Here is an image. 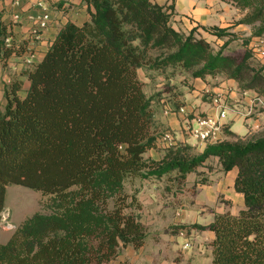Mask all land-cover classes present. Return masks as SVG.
I'll list each match as a JSON object with an SVG mask.
<instances>
[{"label": "trees", "instance_id": "obj_1", "mask_svg": "<svg viewBox=\"0 0 264 264\" xmlns=\"http://www.w3.org/2000/svg\"><path fill=\"white\" fill-rule=\"evenodd\" d=\"M228 1L249 11L239 24L254 29L240 56L224 52L231 38L216 51L196 29L177 31L172 6L82 0L90 19L64 24L42 60L4 86L0 222L10 185L51 199L49 212H36L0 243V264H129L119 258L125 249L146 244L148 227L138 192L126 189L128 181L153 177L184 186L210 158L225 173L237 170L234 189L243 207L236 214H216L208 225L176 229L212 231V264H264V131L240 137L224 126L222 138L206 143L200 154L179 142L164 148L160 160L146 157L158 148L163 131L158 133L155 98L146 94L139 69L230 79L242 93L264 98V65L255 61L251 46L252 38L264 36V0ZM211 31L218 38L231 35L228 28ZM8 35L9 26L1 23L4 64L26 51V42L6 46ZM183 106L174 103L170 111Z\"/></svg>", "mask_w": 264, "mask_h": 264}, {"label": "rangeland", "instance_id": "obj_2", "mask_svg": "<svg viewBox=\"0 0 264 264\" xmlns=\"http://www.w3.org/2000/svg\"><path fill=\"white\" fill-rule=\"evenodd\" d=\"M221 1L230 5L229 25L224 28H228L231 35L218 38L211 31L216 26L202 27L201 31L197 30L198 27L193 29H196L197 37L205 38L216 51L221 49L225 42L231 38L232 41L224 49V52L240 56L245 50L244 40L250 38L254 32L251 25L239 24L241 20L245 19L249 11L241 9L231 1ZM172 23L174 22L171 21ZM180 32L189 34V32H184L183 28L180 29ZM261 39L264 40V36L262 38H254L251 46L256 45ZM254 58L257 63L264 65V58L257 54ZM138 75L144 84L146 94L155 98L153 108L158 123V133L169 130L178 142L190 140L191 143H195L194 140L196 139L191 137L184 126L183 120L178 131L182 136L178 137L176 131L168 126L165 110H172L174 103L182 102L188 114H192L193 117L211 115L202 113L200 109H192V104L197 101L194 96L198 92L197 87H200V84H195V79L189 75H184L180 72L173 73V69L170 68L165 71H158L145 67L139 69ZM211 78L213 80L207 84H210L211 87L218 86L216 78ZM202 103L208 104L210 101L202 97ZM226 105L229 109L227 119L233 116L241 120L243 124L252 121L254 125L249 131L252 135L264 131V122L256 123L255 120V115L264 113V110L258 109L255 115L245 117L243 112L249 103L247 105L236 104L231 99H226ZM236 109H240L242 112L240 111V114H237L234 112ZM181 116L184 119V115ZM226 120L223 121L224 126ZM262 126L263 128L261 129ZM191 143L186 144L190 145ZM190 146L193 147L191 154L201 153L199 149L201 145L191 144ZM164 148L167 147L159 141L158 148L150 150L146 157L160 160L163 157ZM171 176H175V174ZM232 179L233 174L223 172L218 159L210 158L196 172L189 174L184 186L170 182L167 179H156L153 177L148 179L135 178L128 181L126 189L129 193L138 192V198L142 204V221L146 226H151L150 229H152L156 237L154 246L152 244L137 252H125L128 261H134L133 264H209V248L206 247L209 241L207 233L204 232L201 237L196 238L194 230L187 233L184 228H176L193 226L198 223L208 225L214 220L218 211H224V209L231 208L237 213L241 207V199L239 200L233 194L234 188L230 187L233 182ZM167 186H170L169 190H167ZM50 199V196L44 195L40 191L32 190L22 185H10L7 188L6 208L2 213L0 222V243L7 242L15 230L36 212H49L47 204ZM181 232L184 233V236H181ZM149 238H153L151 233L148 235ZM184 239L188 240L189 246L184 245ZM200 243L203 244V247L205 244L206 249L201 247Z\"/></svg>", "mask_w": 264, "mask_h": 264}, {"label": "crops", "instance_id": "obj_3", "mask_svg": "<svg viewBox=\"0 0 264 264\" xmlns=\"http://www.w3.org/2000/svg\"><path fill=\"white\" fill-rule=\"evenodd\" d=\"M43 1V5L39 6L38 3ZM159 5H164L166 7H174V13L172 15L171 21L173 27L180 31L183 28L184 32H190L193 28L198 27L197 30L201 31L202 27L207 26H216L220 28L227 27L229 17L231 15L230 5L223 3L221 0H153ZM49 13L51 17L50 26L42 33L39 39H35L32 36V30L37 26V22L39 18H41L45 13ZM15 15H19L21 20L16 22L14 21ZM90 19V12L86 4L82 2V0H0V24L3 23L9 26V30L12 32V44L16 47L20 46L24 42H26V51L22 55H13L7 64H4L1 60V47H0V94L3 91V88L6 84L10 83L11 80L16 76H21L22 70H24L28 65L37 63L42 60L45 53L47 52L49 46L52 41L55 39L59 29L66 24L68 21H72L78 25L83 24L84 22ZM201 27V28H200ZM254 39V38H253ZM253 43V40H252ZM31 59V63L28 61ZM22 78V77H21ZM213 80L211 77H207L206 79L197 78L194 80L195 84H200V87H197L198 92L194 96V99L197 98V101H194L192 104V109L201 110L202 113L211 114L216 116L217 113L212 106V98L215 94L226 93L228 94V99L232 100L234 103H241L242 105H247L250 101V98L255 95L254 92H246L242 93L237 83L230 79L224 78H216L218 81V86L211 87L210 84H207L209 81ZM221 81V82H220ZM220 82V83H219ZM28 85V83L26 82ZM202 97L207 98L210 103L205 104L202 103ZM241 105V106H242ZM242 108V107H241ZM192 115V114H191ZM165 116L168 120V126H170L176 134H179V129L182 124V116L177 112H166ZM193 116V115H192ZM257 118V119H256ZM256 123L264 122V113H260L255 115ZM225 127H228L230 131L234 132L236 135L240 137L250 136L252 135L250 129L254 124L248 122L243 124V122L239 119L230 116L229 119L225 122ZM258 126V125H257ZM259 128V127H258ZM263 126L261 127V129ZM254 132V131H253ZM257 133V132H256ZM223 138L225 139V135L223 134ZM188 141V142H187ZM180 141V143L186 144L191 143L190 140ZM194 144H199L201 147L199 148L201 152L204 151L206 143L199 142L194 140ZM190 144V145H191ZM233 174V182L230 185L234 188V180L237 175V170L228 172ZM236 197L241 199V207H243V196L237 193L234 189V193ZM231 210L232 213L236 214L231 208L227 209ZM218 211V213H223L227 211ZM238 210V211H239ZM237 211V213H238ZM200 224V223H198ZM205 225V224H201ZM148 227V235L152 234L153 238L147 237L146 244L135 250L131 247L125 249L124 253L121 255L119 260L121 262H128L129 264H133V262H129L128 258L125 255V252L129 253V251H140L145 247L155 244L156 237L155 233L152 232L151 226ZM196 232V238L201 237V235L206 232L209 241L206 244V247L209 248V264H212L211 257V247L209 243L214 239V233L212 231H200L198 229L192 228L189 232L185 229V232L190 233L191 231ZM154 231V229H153ZM181 236H184V233L181 232ZM188 240L184 239V245L187 244ZM201 247H203V244ZM205 244L204 247L205 248ZM202 248V249H203ZM149 261V260H148ZM148 263V262H147Z\"/></svg>", "mask_w": 264, "mask_h": 264}, {"label": "built area", "instance_id": "obj_4", "mask_svg": "<svg viewBox=\"0 0 264 264\" xmlns=\"http://www.w3.org/2000/svg\"><path fill=\"white\" fill-rule=\"evenodd\" d=\"M39 6L43 5V1L38 3ZM14 20L16 22L21 20L19 15H15ZM51 17L47 12L37 22V26L32 30V36L35 39H39L42 33L50 26ZM6 46L12 45V38L10 35L6 37L5 40ZM255 53L264 58V40L261 39L259 42L253 46ZM31 63V61H28ZM228 95L226 93L215 94L212 98V106L215 109L217 115H203L200 117H193L188 114L185 107H181L178 114L184 115V126L187 128L189 134L194 139L203 142V143H215L222 138V132L224 128V123L229 116V109L226 105V99ZM264 110V98L258 95L253 96L250 99L248 107L244 110L243 114L245 117L255 115L257 111ZM240 109H236L234 112L240 114ZM166 112H170L169 109ZM242 112V111H241ZM159 141L167 148L175 147L178 145V141L171 131H164L160 133ZM186 246H189L187 243Z\"/></svg>", "mask_w": 264, "mask_h": 264}]
</instances>
